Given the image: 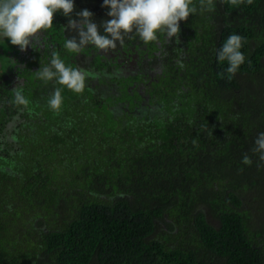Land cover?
I'll return each mask as SVG.
<instances>
[{
	"label": "trees",
	"instance_id": "1",
	"mask_svg": "<svg viewBox=\"0 0 264 264\" xmlns=\"http://www.w3.org/2000/svg\"><path fill=\"white\" fill-rule=\"evenodd\" d=\"M74 5V18L110 19L103 0ZM191 7L178 38L145 44L133 30L115 49L69 52L75 32L55 13L26 50L0 47V76L23 78L28 100H0V264H264V161L253 151L264 0ZM232 34L245 56L235 74L217 60ZM54 51L67 67L81 59L82 93L37 78ZM134 55L151 72L139 91L113 70ZM57 87L58 112L47 103Z\"/></svg>",
	"mask_w": 264,
	"mask_h": 264
},
{
	"label": "clouds",
	"instance_id": "2",
	"mask_svg": "<svg viewBox=\"0 0 264 264\" xmlns=\"http://www.w3.org/2000/svg\"><path fill=\"white\" fill-rule=\"evenodd\" d=\"M232 4L243 0H230ZM253 0H247L252 4ZM193 0H103V7L108 8L106 19L97 25L93 21V13L87 9L75 12L74 0H0V37L7 38L11 45L18 46L21 51L32 45V38L41 30L50 29L53 25L55 13H62L68 18L65 30L75 32L66 39L64 47L69 52L79 53L86 46L92 45L103 51L115 49L117 41L123 44L124 35L135 30L139 38L145 43L157 40V33H166L169 39L178 38L180 21H186L190 14L196 12L191 7ZM205 0H201L204 6ZM209 10L212 0H207ZM102 28L104 34L99 29ZM243 37L238 34L228 36L217 53V60L227 61V73L235 74L245 62V56L240 50ZM180 67L183 64L180 63ZM37 78L44 82L55 79L60 86L66 87L74 93H82L85 89L87 71L67 67L59 54L55 51L48 65L39 67L35 71ZM17 105H27L22 89L14 88ZM61 88L54 89L48 98V106L59 111L62 105ZM254 152L259 153V159L264 161V132L258 134L254 141ZM245 162H250L244 156Z\"/></svg>",
	"mask_w": 264,
	"mask_h": 264
},
{
	"label": "flooded vegetation",
	"instance_id": "3",
	"mask_svg": "<svg viewBox=\"0 0 264 264\" xmlns=\"http://www.w3.org/2000/svg\"><path fill=\"white\" fill-rule=\"evenodd\" d=\"M80 60L81 59H78V63L80 64H78L76 61L77 67L83 69L81 65V63L83 62ZM147 63H148V59L145 60L144 58V60H142L138 58L137 55H134L130 58L118 60V63H117L118 66L113 67V70L115 74L118 75L119 78H122L124 80V82L128 81L130 83L129 91L132 89L139 91L141 88L139 78L140 77L144 78V76L146 77L148 75L149 76L151 75L150 70L145 67L146 66L145 64ZM15 68L16 67H14V69ZM11 73H9V71H4V73H2L0 76V100H5L6 104H9L13 108L15 107L14 106L15 93L13 90L15 87L20 88L21 86H23L24 80L23 78H20L19 75H12L13 73L12 74ZM142 73H143V76L141 75ZM32 80L33 82H37L35 75L32 78ZM8 93L12 94V102L10 103L7 99Z\"/></svg>",
	"mask_w": 264,
	"mask_h": 264
},
{
	"label": "rangeland",
	"instance_id": "4",
	"mask_svg": "<svg viewBox=\"0 0 264 264\" xmlns=\"http://www.w3.org/2000/svg\"><path fill=\"white\" fill-rule=\"evenodd\" d=\"M11 46V43L9 40H7V38H3V37H0V47H1V50H8Z\"/></svg>",
	"mask_w": 264,
	"mask_h": 264
}]
</instances>
